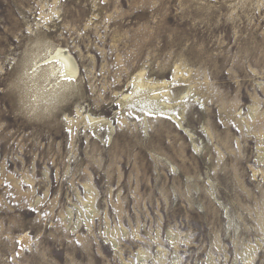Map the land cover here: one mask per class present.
Wrapping results in <instances>:
<instances>
[{"label": "rangeland", "instance_id": "374dc122", "mask_svg": "<svg viewBox=\"0 0 264 264\" xmlns=\"http://www.w3.org/2000/svg\"><path fill=\"white\" fill-rule=\"evenodd\" d=\"M0 264H264V0H0Z\"/></svg>", "mask_w": 264, "mask_h": 264}, {"label": "bare ground", "instance_id": "6f19581e", "mask_svg": "<svg viewBox=\"0 0 264 264\" xmlns=\"http://www.w3.org/2000/svg\"><path fill=\"white\" fill-rule=\"evenodd\" d=\"M63 53V52H62ZM62 60V59H61ZM50 62H57L59 65L61 64V66L60 67H62V64H63V61H60V59H58V58H55V57H52L51 58V60H50ZM57 65V64H56ZM64 65V64H63ZM52 67V66H51ZM56 68H57V70L59 69L57 66H56ZM60 70V71H59ZM58 71L59 72H63V76H65V78H67V79H70L69 78V71H68V69H67V67H63L62 68V70L61 69H59ZM58 72V73H59ZM62 76V77H63ZM63 79H64V77H63ZM72 79V78H71ZM142 89V86L140 85V84H137V90L139 91V90H141ZM149 101V100H148ZM146 104H143V106H145Z\"/></svg>", "mask_w": 264, "mask_h": 264}]
</instances>
